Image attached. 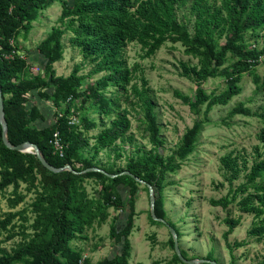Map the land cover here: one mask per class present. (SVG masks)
<instances>
[{
  "label": "trees",
  "instance_id": "trees-1",
  "mask_svg": "<svg viewBox=\"0 0 264 264\" xmlns=\"http://www.w3.org/2000/svg\"><path fill=\"white\" fill-rule=\"evenodd\" d=\"M55 1L58 0H0V84L8 124L6 136L12 145L25 141L36 143L46 160L56 167L69 164L76 171L99 167L105 172H51L34 153L6 146L0 123V193L12 186L10 206L14 208L26 198L18 191L21 184L36 191L33 200L23 209L0 214V233L10 231L9 226L17 216L28 221L25 213L29 209L33 214L32 233L24 229L21 241L10 251L0 247V264H133L129 261L130 235L135 227L139 182L121 172L127 170L153 186L156 215L175 228L179 240L180 230L167 219L164 207L166 175L178 170L194 151L211 110L227 104L241 92L239 83L244 73L252 75L257 91L264 92V74L260 76L256 72L264 56V39L258 47L254 42L249 44L246 38L249 32L261 37L264 0H190L192 30L177 14L178 8L189 0H59L58 24L53 25L38 44L40 59L30 57L42 68L41 73H33L30 60L24 58L26 54L14 41L21 30L28 33L41 10ZM67 31L71 33L70 44L77 49L81 61L68 75H58L54 63L63 59L62 37ZM132 42L140 44L145 56L153 55L166 42L181 43L185 53L197 60L196 63H179L181 75L196 84L195 94L189 96L179 90L174 94L188 103L197 115L204 108L203 116L186 128L169 155L161 151L165 141L153 111L147 79L141 76V85L133 82L136 69L128 65L124 55L125 48ZM84 64L91 66L87 75L78 73ZM98 73L103 75L85 86V78ZM221 74L227 77V87L219 93L208 92L204 82ZM109 88H114L110 95ZM35 93L56 108L55 121L46 126L36 124L44 114L37 104L30 102ZM131 98L143 109L152 145L150 151L139 156L126 154L124 147L125 142H132L133 135L130 110L127 105L123 107L122 102L133 105ZM78 100L79 105L74 107ZM80 111V124L70 123V118ZM89 111L101 116L103 126L93 137L92 144L86 131L97 127L98 123L89 117ZM230 112L254 115L264 123V112H252L243 103ZM56 131L64 143L63 156L54 152L50 142ZM260 140L264 143V130ZM255 149L251 163L235 152L220 157V170L229 187L225 195L211 199L210 203L225 210L234 203L240 213L251 214L247 236L256 238L264 246V151ZM102 150L115 151L116 158L124 157L126 165L113 168L96 164L94 159ZM88 151L92 156L86 154ZM241 177L243 180L234 186V181ZM86 178H94L101 185L98 198L88 196L82 184ZM110 207L127 211L120 227L110 226L111 237L121 246L113 256L91 263L82 258L81 251L71 245V240L81 238L94 223H105ZM149 218L153 224L164 225L152 218L150 210ZM241 219V214L224 218L227 226L224 237L231 253L246 244L228 240ZM14 234L9 232V238ZM167 242L174 250L170 231ZM181 252L187 257L184 249L181 248ZM205 258L218 262L213 251ZM177 263L184 262L174 250L173 257L161 264ZM260 264H264V255Z\"/></svg>",
  "mask_w": 264,
  "mask_h": 264
},
{
  "label": "rangeland",
  "instance_id": "rangeland-1",
  "mask_svg": "<svg viewBox=\"0 0 264 264\" xmlns=\"http://www.w3.org/2000/svg\"><path fill=\"white\" fill-rule=\"evenodd\" d=\"M190 0L178 8V17L187 22L192 30V15L190 13ZM61 12V2L55 1L52 5L41 10L39 17L32 23L28 33L22 30L14 41L30 60L33 69L39 63L31 61L38 58L37 46L51 31L53 25L58 24V17ZM259 35L247 34V41L256 43L261 47L264 39V30ZM71 33L67 31L63 37L64 55L63 59L54 63L58 75H68L75 64L81 61L77 49L70 44ZM125 58L130 67L135 68L136 78L133 82L141 85V76L147 79V86L150 89V96L153 103V111L160 125V134L165 143L161 148L164 155H169L176 149L180 138L186 128L191 126L194 120L202 117L191 110L188 103L174 94L179 90L185 95L195 94L196 84L191 79L181 75L180 61L196 63L197 60L185 53L181 43L166 42L153 55L145 56L144 50L136 42L130 43L124 51ZM31 57V59H30ZM33 59V60H34ZM37 62V61H36ZM91 69L90 64H84L79 74L87 75ZM32 71V70H31ZM36 72V70H34ZM42 70L39 72L41 73ZM256 72L264 74V56L256 66ZM103 73L92 74L85 78V86L94 83ZM240 86L241 92L235 95L227 104L215 106L209 113V121L203 126L196 142L194 151L181 163V167L166 175V185L163 190L164 207L167 219L173 222L180 230L179 244L185 250L188 258H205L210 251L220 264H260L264 255V246L254 237L247 236V230L252 221V215L240 213L236 206L231 204L226 210L221 206L211 205V199H218L228 191V182L225 181L220 170V157L235 152L247 157L251 163L255 157L256 147L260 152L264 151V143L260 140L264 123L254 115L232 114L230 111L237 104L243 103L252 112H264V92L257 91L252 75L244 73ZM208 92H221L227 87V77L223 74L209 78L203 84ZM114 88L108 89V95ZM133 99V105L122 102V106H128L133 135L132 142H125L126 154L142 155L150 151L152 145L148 139V130L144 121L143 109ZM37 104L44 114L36 124L40 127L46 126L56 119V108L47 99L40 98L37 93L30 101ZM79 105V100L74 107ZM76 119L80 124L79 115ZM90 118L97 121L98 126L86 131L90 137V143L94 142L93 137L102 129L101 116L94 111H89ZM92 156V152L86 153ZM115 151L102 150L97 158L96 164H106L117 168L125 166L124 157L116 158ZM39 178L41 174L38 173ZM243 178L234 181L237 186ZM82 184L85 186L90 198H98L101 185L94 178H86ZM12 186L0 193V214L4 215L10 211L23 209L36 195L34 189L29 190L25 184H21L18 191L25 194V200L16 207L11 208ZM107 221L101 225L94 223L88 227L81 238L71 240V245L82 253V258L91 263L113 256L120 248L121 243L117 242L110 235V226L116 224L121 226L126 218L127 211H121L110 207ZM150 199L149 191L143 183L138 184L136 201L135 227L130 235L132 250L130 263L133 264H161L173 257L174 250L168 244L169 230L165 225L153 224L149 218ZM242 215L241 223L228 236V240L245 241L246 244L237 247L233 253L227 247L224 232L227 226L224 222L226 216L237 217ZM28 221L17 216L10 231L2 230L0 233V247L10 251L22 239V231L26 229L32 233L30 224L33 221V214L30 209L25 213ZM13 226V227H12ZM9 232L14 236L9 238ZM233 255V256H232ZM20 264V263H18ZM188 264V263H177Z\"/></svg>",
  "mask_w": 264,
  "mask_h": 264
},
{
  "label": "water",
  "instance_id": "water-1",
  "mask_svg": "<svg viewBox=\"0 0 264 264\" xmlns=\"http://www.w3.org/2000/svg\"><path fill=\"white\" fill-rule=\"evenodd\" d=\"M0 123L2 125V130H3V141L6 144V146H8L9 148L12 149H16L18 151H23V152H32L36 155V157L38 158V160L41 162V164L48 169L51 172L54 173H59L65 170L71 171L73 173H84L87 171H103L105 172L103 169L99 168V167H90V168H86L82 171H76L72 168L71 165L67 164L61 167H56L54 165H52L51 163H49L46 158L43 156L39 146L36 143H33L31 141H25V142H21L19 144L16 145H12L9 140L7 139L6 133H7V129H8V124H7V120L5 118V112H4V97L2 94V88H1V84H0ZM122 174H129L131 175L137 182L139 183H143L144 185L147 186L148 191H149V199H150V213L151 216L154 220L160 221L162 222L170 231V233L172 234L173 240H174V250L175 252L178 254V256L180 257V259L184 262V263H188V264H200V263H211V264H219L216 260H210V259H206V258H187L185 257L182 252H181V248L179 245V240H178V234L175 230V228L173 226H171V224H169L167 222L166 219L158 217L156 215L155 212V200H156V196H155V191L154 188L151 184L147 183L146 181H144L143 179L139 178L138 176H136L135 174H132L131 172L125 170L121 172ZM111 177H115L116 174H109Z\"/></svg>",
  "mask_w": 264,
  "mask_h": 264
},
{
  "label": "built area",
  "instance_id": "built-area-1",
  "mask_svg": "<svg viewBox=\"0 0 264 264\" xmlns=\"http://www.w3.org/2000/svg\"><path fill=\"white\" fill-rule=\"evenodd\" d=\"M8 56H10V55H8ZM24 58H26L28 60V57L26 55H24ZM30 69L32 70L31 72H33V73H37V72H40L42 70L40 65L34 69H33V66H31ZM34 70H36V72ZM77 122H78V120L76 119L75 116H72L70 118V123H77ZM50 142L53 145L54 152L60 156H63V154H64V143L61 140V137H60V134L58 131L54 132L53 137L51 138Z\"/></svg>",
  "mask_w": 264,
  "mask_h": 264
},
{
  "label": "crops",
  "instance_id": "crops-1",
  "mask_svg": "<svg viewBox=\"0 0 264 264\" xmlns=\"http://www.w3.org/2000/svg\"><path fill=\"white\" fill-rule=\"evenodd\" d=\"M55 68V67H54ZM56 70V69H55ZM132 243V242H131Z\"/></svg>",
  "mask_w": 264,
  "mask_h": 264
}]
</instances>
